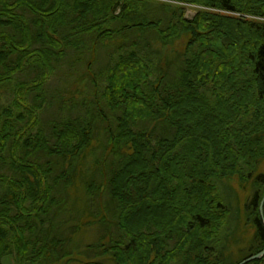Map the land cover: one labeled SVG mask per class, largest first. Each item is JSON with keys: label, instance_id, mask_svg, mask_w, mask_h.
<instances>
[{"label": "trees", "instance_id": "16d2710c", "mask_svg": "<svg viewBox=\"0 0 264 264\" xmlns=\"http://www.w3.org/2000/svg\"><path fill=\"white\" fill-rule=\"evenodd\" d=\"M176 1L204 9L0 0V264H239L264 250V0ZM97 51L102 82L67 113L49 81ZM236 230L246 248L228 262Z\"/></svg>", "mask_w": 264, "mask_h": 264}, {"label": "rangeland", "instance_id": "374dc122", "mask_svg": "<svg viewBox=\"0 0 264 264\" xmlns=\"http://www.w3.org/2000/svg\"><path fill=\"white\" fill-rule=\"evenodd\" d=\"M150 1H156V2H164V3H170V4H178L185 6L187 9V16L192 18L195 16L199 10L204 9L202 6H198L196 4H187V3H181L176 0H150ZM211 10V9H210ZM222 14H225V12L221 11ZM252 19L258 20L254 16H250ZM263 20V19H261ZM184 39H181V41L176 42L177 47H181L184 45ZM110 50H115L113 47ZM99 51V50H98ZM97 51L96 56H88V55H82L76 63L72 66V70L65 68H59L58 72L54 74L52 79L49 81V89L51 88L52 93L56 94L57 92H60L61 94L57 99L60 100V105L64 106V109L67 113L70 109H76L79 107H74L75 105L81 106L82 101H87L89 103L90 100H92L93 92L96 90L95 83L100 84L102 82V69L107 63L106 55L101 52L99 53ZM101 54V58H100ZM100 58V59H99ZM70 72H67V71ZM71 73V75H69ZM34 75L31 77L33 78ZM105 109L104 113L101 109V113L103 114L99 118L107 117L110 115V110L107 109L105 106H103ZM61 112V111H60ZM59 112L58 105L54 104L49 112L50 117L51 116H60V119H63L67 117V114L62 112V114ZM99 114L98 111H95V114ZM58 113V114H56ZM59 119V120H60ZM233 185L235 187H238L237 180L233 182ZM240 190V187H238ZM241 193V198L243 202L248 198L249 192L239 191ZM244 206V204H242ZM78 225L79 221L77 222ZM93 223V222H92ZM99 225V224H96ZM84 226V225H83ZM99 227V226H98ZM97 226H91L86 228L83 232L79 233V236L76 237L77 243L82 244L83 246H86L88 243H93L96 241V239L100 236L99 228ZM254 229L251 231V233H247L248 235H251L253 233ZM114 233H116V229L114 228ZM240 231L236 230L235 234L232 236V242H231V253L229 254L230 257L228 258V262L231 260H236L241 253L240 249L246 248V245H239L238 248H235V251L233 249L234 247V239L237 238V236H240ZM247 234L245 236H247ZM75 257H80L79 252L76 250L74 253ZM108 258L111 257L108 255ZM88 259V258H86ZM109 264H114L112 261H108ZM4 264H14L11 263H4Z\"/></svg>", "mask_w": 264, "mask_h": 264}, {"label": "water", "instance_id": "95a60500", "mask_svg": "<svg viewBox=\"0 0 264 264\" xmlns=\"http://www.w3.org/2000/svg\"><path fill=\"white\" fill-rule=\"evenodd\" d=\"M260 214H261V217L263 219V223H264V197L261 201V204H260ZM264 257V250L261 251L260 253L258 254H255V255H252L246 259H244L243 261H241L239 264H247L251 261H254V260H260Z\"/></svg>", "mask_w": 264, "mask_h": 264}]
</instances>
